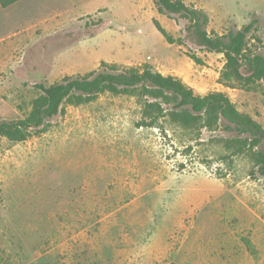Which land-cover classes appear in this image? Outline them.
Masks as SVG:
<instances>
[{"label":"rangeland","instance_id":"rangeland-1","mask_svg":"<svg viewBox=\"0 0 264 264\" xmlns=\"http://www.w3.org/2000/svg\"><path fill=\"white\" fill-rule=\"evenodd\" d=\"M186 2L207 12L210 32L253 23L249 49L264 54V0ZM97 4L106 8L84 28L23 37L21 50L0 58V121L30 112L36 83L100 70L105 62L117 69L151 64L197 94L225 92L264 125V83L225 86L223 54L189 39L169 43L155 24L177 39L186 35L185 20L161 14L155 0ZM155 102L163 113L150 106ZM172 107L140 90L104 92L67 103L26 141L0 137V264H117L120 248L151 237H264V142L253 146L250 134L238 135L224 118L213 129L203 118L182 123Z\"/></svg>","mask_w":264,"mask_h":264},{"label":"trees","instance_id":"trees-1","mask_svg":"<svg viewBox=\"0 0 264 264\" xmlns=\"http://www.w3.org/2000/svg\"><path fill=\"white\" fill-rule=\"evenodd\" d=\"M155 3L161 14L186 21V35L177 39L155 21L158 30L169 43L177 42L182 45L189 39L204 51L224 55L221 82L225 86L250 90L260 82L264 83V54L254 53L248 44L247 32L253 23L236 32L229 31L220 35L208 30L207 12L189 5L186 0H155ZM188 56L198 64L204 63L196 54ZM102 65L103 69L66 75L51 84L36 83L35 87L39 89L40 94L32 100L30 112L22 118L0 121V137L14 142L26 141L31 136L45 131L52 118L65 112L67 103H88L104 92L131 93L140 90L147 96L172 103L170 115L182 123L191 124L203 118L205 126L213 129L220 119L224 118L238 135L250 134L253 146L264 142V125L251 115L241 112L225 92L197 94L193 87L180 77L163 74L151 64L142 68L125 69H117L105 62ZM155 105L160 113L164 112L158 102L150 103V106ZM157 119L148 125H154ZM259 161L260 171L264 174L262 151H259Z\"/></svg>","mask_w":264,"mask_h":264},{"label":"crops","instance_id":"crops-1","mask_svg":"<svg viewBox=\"0 0 264 264\" xmlns=\"http://www.w3.org/2000/svg\"><path fill=\"white\" fill-rule=\"evenodd\" d=\"M97 1L0 0V58L7 60L14 50H21L26 43L23 37L56 36L84 28L91 15L106 8ZM113 256L117 264H264V237L250 241L231 235L151 237L129 243Z\"/></svg>","mask_w":264,"mask_h":264}]
</instances>
